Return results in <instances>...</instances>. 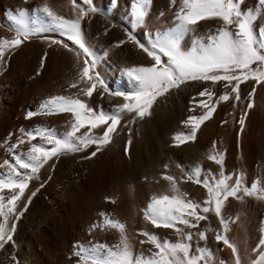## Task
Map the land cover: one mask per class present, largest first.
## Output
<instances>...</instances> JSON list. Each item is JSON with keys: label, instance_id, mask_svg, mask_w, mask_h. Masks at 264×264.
Returning a JSON list of instances; mask_svg holds the SVG:
<instances>
[{"label": "rangeland", "instance_id": "374dc122", "mask_svg": "<svg viewBox=\"0 0 264 264\" xmlns=\"http://www.w3.org/2000/svg\"><path fill=\"white\" fill-rule=\"evenodd\" d=\"M77 2L82 4V0ZM45 3L66 19L76 18L78 10L73 8L71 0H0V38H15L17 25L9 17L21 9L28 10V28L31 31L29 39L11 50L6 55V62L0 64V164L5 160L14 163V156L26 153L31 144L46 143L39 136L31 143L27 142L21 128L28 132L38 127L54 129L58 136L70 130L74 122L71 113L37 115L26 119L28 111H37L40 104L50 97L79 98L95 111L109 115L115 114L117 105L125 103L122 96L109 95L99 86L91 97L80 92V88L87 86L86 83H80L77 88L71 87L79 81L84 56L77 57L75 51L69 52L62 45L52 43L60 40L76 47L59 30L46 23L47 18L42 13L36 11ZM257 3L258 0H242L241 9L247 11ZM132 4L133 0H92L91 7L96 11L89 12L81 22L85 43L98 60L95 72L112 91H134L135 84L125 74V69L153 63L136 43L128 40L129 31L150 47L175 28L182 0H148L147 15L144 23L139 25L134 21ZM256 25L257 28L264 27V16L258 18ZM221 26L222 21L218 19L199 22L184 35L182 47L190 50L197 46V41L206 43L207 37ZM120 41L125 43L119 44ZM45 54L47 59L41 68ZM162 59L166 60V57ZM225 83L188 81L159 96L150 109L151 114L143 119L131 113H121V124L112 142L95 157L85 158L95 150L93 145L83 151L66 152L50 159L46 164L50 172L47 182H42L38 188H45L41 185L46 184L43 198L48 200L50 197V200L54 198L59 202L64 215L61 225L64 248L61 253H54L41 242H37L34 248H28L22 243V232L20 242L23 246L20 249L24 253H15L19 244L10 246L12 252L8 251L7 264H77L78 258L74 255L77 244L91 246L102 243L114 247L120 240L117 230L92 228L93 224L102 222V212L126 225L129 242L137 254L142 252L147 255L156 250L150 243H140L146 240L140 235L143 231L154 233L162 240L181 241L182 236L174 229L156 228L144 216L153 197L174 194L171 182L164 179L165 176L175 178L186 199L201 204L207 199V189L188 179L196 167L202 169V179L219 178L223 172L233 178L229 183L242 178L244 186L250 187L257 181L264 186V171L260 166L261 156L264 155V94H261L259 102H255L256 91L250 98L249 93L254 87L256 89V82L248 80L241 83L240 99L237 101L235 93L231 92V87L226 88ZM205 88L214 94L212 100L199 96ZM225 93L230 95V99L215 105L212 117L207 120L209 123L204 121L201 124L195 140L178 144L174 140L176 135L191 133V125L186 123L188 118L200 116L206 111L199 102L213 104ZM250 99L254 104L251 109L247 107ZM233 115L237 124L242 117L248 120V134L231 130L229 124ZM86 130L83 128L77 134ZM21 138L26 142L13 149L12 145L18 144ZM218 152L223 157V165L209 159L210 154L217 155ZM6 172V167L0 168V175ZM7 192L6 189L5 194ZM40 201L27 219L33 217L24 221L23 231L29 222L38 217ZM26 210L22 207L19 211H23L24 215ZM206 215L207 219L200 222L198 229L178 226L192 233L193 250L198 246L207 247L214 255L213 264H221V261L225 264L227 252L232 250L216 241V235L224 232V225L214 211ZM222 215L228 226L226 234L229 240L234 231L237 234L233 235V239L236 237L238 240L237 244L236 241L234 243L241 261L251 264L258 256L255 249L264 236V199L248 196L229 198ZM22 216L14 221L16 230ZM200 231L206 232V240L199 239Z\"/></svg>", "mask_w": 264, "mask_h": 264}, {"label": "snow or ice", "instance_id": "6c2138e0", "mask_svg": "<svg viewBox=\"0 0 264 264\" xmlns=\"http://www.w3.org/2000/svg\"><path fill=\"white\" fill-rule=\"evenodd\" d=\"M241 2L242 0H182L175 28L170 30L164 38L154 41L150 47L137 40L129 31L128 40L136 43L153 61L149 66L125 69V74L135 84V89L131 92L110 90L95 72L98 60L87 47L81 28L84 16L96 11L91 7L92 0H82V4L77 0H71L73 8L78 10L75 19L64 18L47 3L36 9L47 18L46 23L59 30L61 35L76 47H70L68 43L60 40L52 43L62 45L69 52L75 51L77 57L81 54L84 56L79 81L73 83L71 87L77 88L80 83H86L87 86L80 88V92L91 97L99 86L109 95L122 96L125 103L117 105L115 114L109 115L102 111H95L79 98L54 96L44 100L37 111L27 112L26 119L37 115L71 113L74 122L71 123L70 130L62 136H58L54 129L38 127L31 132L20 129L23 136L27 137V142L31 143L39 136L46 143L31 144L26 153L14 156V163L5 160L3 164H0V168H7V172L0 175V249L8 243H14L13 235L16 232L14 221H18L23 215V211L18 210V203L25 198L29 182L38 178L40 169L53 157L66 152L83 151L93 145L95 150L85 158L95 157L112 142L113 135L121 124V113H131L143 119L151 114L150 109L159 96L173 88H179L188 81H211L213 84L226 82L225 87H231V92L235 93L234 98L237 101L240 99L242 82L253 80L257 85L264 83V27L257 28L256 25L259 16L264 14V0H259L261 7L255 11H243ZM132 10L134 21L138 25L143 24L148 12V0H133ZM9 18L17 25V34L12 39L0 38V64L6 62V55L11 50L21 46L31 35L28 28V10H18ZM210 19L222 21V26L207 37L206 43L197 41L196 47L185 50L182 47L184 35L199 22ZM123 43L125 41L119 42V44ZM163 57H166V60L162 59ZM46 59L47 54L41 60V68L44 67ZM255 91L254 87L249 93L250 98L254 96ZM213 95L207 88L199 93L200 97L207 96L208 100H212ZM229 99L230 95L225 93L220 95L213 104L200 101V106L206 111L200 116H190L186 123L191 125V133L178 134L174 140L178 144L194 141L201 124L212 117L215 105ZM253 106L250 99L247 107L251 109ZM239 123L243 130L245 119L242 117ZM101 126H105L102 134H92L93 129ZM83 128L87 130L78 135L77 133ZM25 142V139L21 138L18 144L12 145V148L15 149ZM209 159L223 165V157L219 154L210 155ZM201 172L202 169L196 167L188 175V179L207 189V199L203 204L186 199V194L181 193L177 187L175 178L165 176L164 179L171 182L174 194L153 197L144 212L145 219L154 227L174 229L182 236L181 241L162 240L154 233L143 231L140 235L146 237V240H141L140 243H150L156 250L147 255L142 252L137 254L129 242L126 225L102 212L100 213L102 222L93 224L92 228L117 230L120 236L119 243L114 247L102 243L91 246L77 244L75 246L77 250L74 252L78 258L77 264H213L212 251L207 247L199 246L193 250L192 233L185 232L178 226L198 229L200 222L206 220V214L211 211L221 218V223L224 225V232L216 235V241L232 250L235 264H242L238 248L226 234L228 226L224 223L222 209L229 198L242 199L243 196H248L264 199V186H261L259 181L253 182L250 187L244 186L242 178L229 183L233 178L223 172L219 178L202 179ZM6 189L7 194H5ZM37 191L39 189L26 197L29 203ZM112 202L115 203L114 200ZM23 207L26 210L27 206ZM198 235L200 240L207 239L204 231H200ZM255 250L258 256L252 264H264V236L259 240ZM13 259L15 260V257Z\"/></svg>", "mask_w": 264, "mask_h": 264}, {"label": "bare ground", "instance_id": "6f19581e", "mask_svg": "<svg viewBox=\"0 0 264 264\" xmlns=\"http://www.w3.org/2000/svg\"><path fill=\"white\" fill-rule=\"evenodd\" d=\"M260 7L261 6L259 5V0H258V3L255 6L250 7L249 9H247V11H255V10L260 9ZM263 16H264V14H261L259 17H263ZM256 92H257V94L254 96V98L256 100L255 102H259V101H261V98H260L261 94H264V83H261L259 85L256 84ZM231 118H232V120H231L229 125H230V128H231L232 131L236 132V129H237V132H240L242 135H246V134L249 133V122H248V120H245V123L243 125V130H242V126L240 125V123H238V124L236 123L235 115H233ZM207 122L209 123V121H207ZM103 130H104V128H103V126H101L98 129H93L92 133H94V134H102ZM235 135H236V133H235ZM217 154L220 155V152H218ZM260 163H261V165L260 164L259 165L262 166L263 171H264V155L261 156ZM46 164L42 167V169L40 171V174H39V178L37 180H31L29 182V188L26 189V191H25V198H22L21 201L18 203V210H20L27 203L26 197L30 196L33 191H36V189H39L38 187L40 186V184L42 182H47L46 178H47V176H48V174L50 172L48 170L49 169V167H48L49 165L47 166ZM51 183H52V180L49 182V184L51 185ZM46 186L47 185L45 184V186H43V187L47 188ZM45 188H41L39 191H37L36 195L32 198L31 202L29 204L27 203L28 204L27 210L25 211L24 215L22 216V219L19 222L18 228H17L15 234L13 235L14 243H8V244L5 245V247L3 249H0V264H7V259L6 258H7L8 254H9L8 251L10 250L12 252V248H10V246L14 247L15 244H19V248H17V251L15 252V253H19V255H21V253H24V252H22L23 250L21 251V249H20L24 244L26 246H28V248L29 247L30 248H34L37 242L44 243V245H47V247L50 250L54 251V253H61V251L63 250L64 242L62 240V235H61V230H62V226L61 225H62L63 220H64V215L60 211V205H59V202H57L56 199L52 198V200H50L51 198L49 197V199L46 200L45 198H43L44 197V193H46L45 190H47ZM46 197H47V195H46ZM39 199L42 201V203H40L41 205L38 207L39 208L38 209V217L36 218V220L32 219L33 221L29 222L30 224L29 225L27 224L28 225L27 229L25 231H23V229H24L23 228L24 227V221L30 215H32L31 214L32 210L36 206V204H37ZM32 217H30L29 219H31ZM29 219H27V220H29ZM22 232L24 234V238H23V241H22L23 245L20 242ZM233 235H235V236L237 235V234H235V231H234V234L230 235V241L232 243H234V241H236V237H235V240H234L233 239ZM238 238H239V236H238ZM237 241H236V244H237ZM241 251H242V249H241ZM227 253L228 254L226 255L225 264H235V256L233 255L232 251L231 252H227ZM242 264H249V263L242 262Z\"/></svg>", "mask_w": 264, "mask_h": 264}]
</instances>
